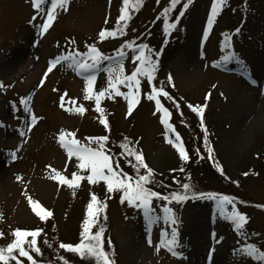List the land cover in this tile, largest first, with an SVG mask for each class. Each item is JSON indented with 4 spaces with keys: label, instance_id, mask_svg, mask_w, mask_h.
<instances>
[{
    "label": "rangeland",
    "instance_id": "1",
    "mask_svg": "<svg viewBox=\"0 0 264 264\" xmlns=\"http://www.w3.org/2000/svg\"><path fill=\"white\" fill-rule=\"evenodd\" d=\"M111 3L110 0H70L68 10H59L53 26L41 34L38 25L44 15H37V19L32 20L36 10L29 0H0V84L5 85L0 88V232L3 233L0 247L14 239L12 233L15 229H43L47 222L51 233L41 232L37 237L41 253L32 252L34 259L39 264H64L61 259L64 257L69 264H76V261L87 264L89 260H82L73 253L67 255L68 252L60 249L59 244L75 243V234L82 230V224L78 228L79 217L83 214L86 218L90 194L95 193L101 202L111 204V219L105 223L111 227L117 243V247L108 250L114 264H260L252 263V257L241 249L252 243L264 251V212L261 208L264 203V173L253 174V166L247 170L254 165L250 164L254 153L264 152V0L246 12L242 2V9L233 17L236 19L234 25L240 16L242 18L238 38H232L236 48L239 41L243 45L238 53L240 61V53L247 61L245 65L249 68L246 71L240 67L227 73L223 65L222 69L214 65L212 59L221 58L227 52L222 43L224 35L232 33L227 22V18L232 21V16L226 12L220 14L205 38L212 0H195L188 9L189 15L179 42L166 58L164 71L158 78L159 86L162 83L175 95L206 105V128L209 146L213 149L212 159H208L203 129L198 128L195 120H189L190 126L182 132L190 144L193 153L190 155L195 162L185 165L180 160L177 150L166 142L165 129L159 119L162 113L156 111L154 101L145 100L149 87L143 90L142 97L140 94L139 103L130 115L127 113V101L122 96L111 99L106 95L109 99L103 103L105 117L115 122V135L141 145L137 150L142 152L145 162L154 170L156 179L161 172L174 175L168 170L170 167L175 166L178 169L176 173L183 167L184 172H179L186 175L184 182L194 180L206 190L226 188L223 191H232L234 196L250 198L244 206L240 204L241 212L248 216L246 225L252 226L249 231L245 225L242 231L247 233L246 236L219 215L214 201L196 199L184 207L180 217L182 256H172L163 247L157 252L156 245L164 227L162 221L149 233L142 211L120 204V193L111 199L109 195L112 194L106 192L103 181L93 185L84 179L73 195L72 188L50 178L53 168L69 179L73 172L83 175L81 171H86L79 169L77 159H69L59 145L57 137L60 130L75 132L77 139L78 134L89 138L98 135L101 127L99 129L97 125H102L98 120L100 114L95 111V101L83 99L85 80L82 76L63 63L57 65L47 78H44V73L56 56L73 50L87 51V45L98 42L97 30L102 24L103 27L108 26L107 11L116 10L114 2ZM226 3L231 4V0ZM152 7L149 6L146 16ZM116 42L109 40L103 42L102 47L99 42L96 45L102 50ZM131 57L132 53L124 62L126 74L138 63ZM6 63L8 70H3ZM102 71L99 68L94 91L104 84L107 87V73ZM169 75L171 84L167 79ZM64 93H67L66 101H76L75 105L66 103V107L83 105L86 109L83 115L69 113L60 107V96ZM22 97H31L29 107L38 117L30 131L29 113L24 112L23 105L19 104ZM21 131L25 132L24 136L20 135ZM169 136L174 138L175 134L170 133ZM196 149L200 150L199 155H196ZM13 153L15 159L12 158ZM121 163L130 167L128 163ZM216 164L223 169L222 175L228 177H224V181L204 177L208 172L218 171ZM245 171H250V174L245 175ZM87 174L86 171L83 176ZM29 196L52 211L53 216L48 221H41L35 215L28 202ZM237 200L243 202L242 198L237 197ZM227 210L231 211L230 205ZM54 240L57 249L65 256L57 254L55 247L45 249ZM42 252L48 258H44ZM20 259L23 264H29L26 258Z\"/></svg>",
    "mask_w": 264,
    "mask_h": 264
},
{
    "label": "snow or ice",
    "instance_id": "2",
    "mask_svg": "<svg viewBox=\"0 0 264 264\" xmlns=\"http://www.w3.org/2000/svg\"><path fill=\"white\" fill-rule=\"evenodd\" d=\"M29 2L31 7L36 10V15L32 17V20H36L37 15H44V19L38 27L40 28V33L45 34L57 19L58 11L68 10L70 0H50V2L49 0H29ZM157 2L159 3V0H157ZM142 3L143 0H122V7L119 9L120 14L116 20V27L113 30L107 28L100 30L98 39L103 42L107 38H115L118 35H123L129 21L132 19L130 10L138 11ZM192 3L193 0H184L182 9H178L177 6L181 5V0H170L168 6L163 9L164 33L166 35L178 28V21ZM224 4L225 0H212L211 12L207 20V28L204 30L205 38L208 37L209 29L212 28L214 20ZM173 10H177L179 15L175 17L174 21H170L168 14ZM240 31V28L235 29L236 33ZM71 43L75 44V41ZM86 47L87 51L81 52L79 50H73L68 51L66 54L62 53L56 56L50 61L49 67L44 73V78H47L48 74L51 73L57 65H61L62 63L73 70L77 75L82 76L85 80L83 99L85 101H95V111L100 114L99 123L102 124L105 129H109V122L105 117L104 108L101 107L102 98L106 95L110 98L113 96L124 97L127 101V113L130 115L134 106L137 105L140 100L141 78H146L147 83L150 85V92L147 94V99L154 101L156 111L162 113L159 119L165 129L164 136L166 137V142L177 150L181 161L188 162L190 156L185 148L184 142L179 133L176 132L173 124L169 122L172 113L168 107L162 104L159 97L163 96L167 100H172L177 109H179L180 105L176 102L175 98L165 90L162 83L159 87L153 84V81L156 79L155 73L158 66V59L154 60L153 56L158 58L160 53L153 52L146 43H135L134 41H125L121 47L116 50L114 56L105 55L96 44H89ZM222 47L225 49L232 48V37L230 35H224ZM124 49L130 50L132 52V60L138 62L130 74L125 73L124 59L128 53ZM109 60L114 61V63L104 68V71L107 73V87L99 91H94L97 72L102 66V62ZM232 60L241 63L245 71L247 70L239 57L232 51H228L227 54L221 56L220 60L215 63L217 65L227 64ZM167 79L171 84V75H169ZM43 83L44 80L42 79L41 84ZM121 85L126 87L128 91H121ZM3 87H5V85L0 84V88ZM66 95L67 93H64L60 96V107L69 113L75 112L83 115L86 111L83 105L66 107V103L72 105L76 104L75 100L66 101ZM30 99L31 97H22L19 100V104L23 105L24 112L29 113V131L32 126L36 124L38 119V117L31 112L29 107ZM206 99H208L207 96ZM188 107L199 117L200 127L204 131L203 139L205 147L207 148L208 159H212L213 149L209 146L207 128L204 124V109L206 105L193 106L189 104ZM170 133H175L174 138L169 136ZM20 135L24 136L25 132L21 131ZM57 139L59 145L66 151L68 158L71 159L75 157L78 161L77 167L81 170H86L88 174L83 176L73 172L71 179H69L61 174L60 171L53 168L51 169L52 175L50 178L57 181L60 185H67L72 188L73 195H75V189L80 186V182L84 179H86L89 184L93 185L103 181L106 185V192L108 194L120 193L121 203L126 202L127 205L142 211L149 233L153 226L163 221L165 227L160 231L159 243L156 245L157 252L163 247L169 251L172 256H182V253L177 251L179 241L176 225L179 221L171 205L173 203L183 205L190 199H207L214 201L219 215L223 219L230 221L234 225L235 230L240 232L242 236L247 235V233H244L242 230L248 218L237 209L236 198L232 196L198 191L194 189L192 184L187 182L181 183L178 180L176 183L180 185L179 191L173 190L164 194L161 191L154 190L151 185H158L163 188V181L156 179L154 170L145 162L142 152L138 151L127 137H125L124 141L119 145L121 149L119 155L124 156L128 165L134 171V175L123 170L119 162L115 161L114 157L109 154V150L106 148V143L109 140L107 135L86 138L88 143H84L76 138L75 132L62 129L58 133ZM93 144L96 146H92ZM195 153L199 155L200 150L196 149ZM12 158H16L15 153L12 154ZM215 166L220 170L221 174H223L221 166L219 164ZM171 171L175 172L177 170L173 169ZM179 171L184 172V168L181 167ZM247 174L248 173H245V175ZM18 179L20 178L18 177ZM173 180H176V178L173 177ZM90 197V202L87 204V215L82 222L83 230L80 234V241L76 244L61 242L59 248L78 255L82 260H89L91 264H114V261L110 258L109 252L105 247V229L102 226L98 227L101 212L106 208V202H101L95 193H91ZM27 198L32 211L41 221H46L53 216L52 211L45 208L38 200L33 199L31 196ZM154 202H162L159 204V209L154 206ZM229 205L231 206V211L227 210V206ZM159 213H162V215ZM94 227L97 228L96 231H93ZM41 232L42 229H15L12 233L14 239L6 246L0 247V264H11L13 261L15 264H23L20 258H26L29 264H39L31 253H41V248L37 246V237ZM2 236L3 233L0 232V237ZM29 237H31L30 240L28 239ZM45 243H47V240H45ZM148 243L150 245L152 244L150 236ZM241 251L257 261L264 262V251L258 249L255 244L249 243L245 245ZM211 256L212 251L209 252V260H211ZM61 259L64 260V264H69L64 257H61Z\"/></svg>",
    "mask_w": 264,
    "mask_h": 264
},
{
    "label": "trees",
    "instance_id": "3",
    "mask_svg": "<svg viewBox=\"0 0 264 264\" xmlns=\"http://www.w3.org/2000/svg\"><path fill=\"white\" fill-rule=\"evenodd\" d=\"M193 1H195V0H193ZM228 1L229 0H226V2H228ZM111 2H114L113 6H115L116 10H114V12H113V9H111L109 7L111 10H109L110 12L107 11V14H106V20H108L107 21L108 26L106 25V27H103L104 24H102L99 27V29L97 30L98 33L102 29L107 28L109 30H113L116 27V20H117L119 14H120L119 13V9L122 7V0H110V5L112 4ZM169 2H170V0H159V3L157 2V0H143V3L140 6L138 11H131L130 10V14L132 16V19L129 21L128 26H127V28L125 30V33L123 35H118L115 38H107L105 41L117 40V42L114 45L110 46V47H103V49H102V52L105 55L114 56L116 50L118 48H120L121 45L125 41H134L135 43H146V44H148L149 47L153 50V52H159L160 53L158 58L153 56L154 60L158 59L157 71L155 73L156 79L153 81V84L156 85L157 87H159L158 78L160 77V72L164 71V64H165L166 58L172 53L173 47L178 44V42H179L178 38L180 37V35L182 33L183 25L185 26L187 17L189 15L188 14L189 13L188 9L189 8L191 9V5H190L189 8L185 11L184 15L178 21V28L175 29V30H172L168 35H166L164 33L163 9L168 6ZM183 2H184V0H181V5L177 6L178 9H182ZM242 2L246 6V8H245V12H246L249 8H251V7L254 8V7L258 6L261 3V0H244V1L243 0H231V4H229V7L222 6L221 11L219 12V13H222V14L224 12H226L228 16H232L231 17L232 21H229V19L227 18V22L230 25L229 31L232 32L231 34L229 33L228 35L235 36L236 38H238L239 33H236L235 29L239 28V26H240L239 23L242 20V18L240 16V19H239L238 23L234 25L236 19L233 18V17L237 16L236 13H238L239 9H242L241 8ZM150 5H153V7H152L151 11L149 12V14L146 16V12H147V10H148ZM113 14H114V16H113L112 20L109 21V19L112 17ZM177 15H179V12L177 10H173L172 12H170L168 14V18H169L170 21H174L175 17ZM218 16H219V14L217 15V17ZM225 20H226V18H225ZM109 23L111 25H109ZM222 29H224V28H222ZM97 40H98L100 46L102 47V43L105 42V41L101 42L98 39V34H97ZM236 42H237V39H236ZM238 44L239 45H237V48H236L237 52L235 53V55L237 57H239L238 50L243 48V45H242V43L240 41L238 42ZM124 50L128 53V55L124 59V62H125L129 58V56H130V54L132 52L130 50H128V49H124ZM227 52H228V49H227ZM240 55H241V60L244 61L243 65L247 64L246 59L244 60L242 58V54L241 53H240ZM113 63H114V61H111V60L103 61L102 65L104 67H107L109 64H113ZM229 64H230L229 65L230 67L231 66L232 67L233 66H236V67H240L241 66V64L238 63L236 60H232L231 62H229ZM134 68L132 70H128L127 73L130 74L134 70ZM120 87H121V91L127 92L128 89L126 87H124L123 85H121ZM148 87H150V85L147 83L146 78H141V88H142L141 90H144L145 88H148ZM104 88H106V84L101 85L100 87H98L97 91L102 90ZM165 90L168 91L169 94L172 97H174L176 102H178L179 105H180L179 109H177L175 107V105H174L172 100H167L163 96L160 97V99L163 101L164 106L168 107L170 112L172 113L171 119L174 122L176 132L179 133V135L181 137H183L184 133L182 132V129L187 131L186 126H190L188 124L189 120L190 121H194L195 120V122H197V126L199 128V126H200L199 117L195 113H193L191 111V109L188 107V105L191 104L193 106H196V105H203V104L202 103L199 104V102H193L192 99H189L187 97H183V95H179V96L175 95L172 91H169L168 89H165ZM119 97L120 96H113V97H111V99H116V98L118 99ZM103 103H104V101L102 100L101 104L103 105ZM104 107L105 106L103 105V108ZM206 114H207V110L204 109V124H205V126H206ZM106 118H107V120L109 122V129H105L102 124H101L102 126L97 125V128L101 127V129L99 128L100 129L99 130V134L95 135L93 137H99V136H102V135H107L109 137V140L106 143V148L109 150V154L114 157L115 161L119 162V164H120L121 168H123V170L128 171L130 174L134 175L135 173L131 169V167H125L121 163V161L124 162V163H127V161H125L124 156L119 155V153L121 152V149H120L119 145H120V143H122L124 141V137L123 136H118L117 137L115 135V133H116V131H114L115 130L114 129L115 122H113L112 118H109V117H106ZM178 124H181V125H178ZM137 136H138V138L141 137V135H137ZM78 138H79V140L85 141V142L88 143V141L86 139L88 137L78 134ZM186 142H187L186 145L190 146L188 140ZM132 145L135 146L136 148H138V147L140 148L141 147V145H139L135 141H134V143H132ZM92 146L95 147L96 145L93 144ZM190 153H192V150H190ZM255 154H257V153H254V155L252 157V162H250V164L252 163L254 165H250L249 164L250 166L249 165H248L249 167L247 166L248 167L247 170H249V168H251V166H253V169H254L253 172H252L253 174L264 173V152L261 151V153H258L257 155H255ZM73 159H76V158L73 157ZM194 160L195 159L193 157H191V155H190L189 161L185 162L184 164L185 165L193 164L195 162ZM69 169H70V167H68V170ZM173 169L178 170L175 166L174 167H170L168 170L171 171ZM85 172L86 171H81V173H83V175H85ZM246 172L248 174H250V171H246ZM156 173H158V172H156ZM172 173H174V175H170V173L161 172V176L159 178H157V180L163 181V183H164V187L163 188L159 187L158 185H151V187H153L154 190L161 191L164 194H167V193H169V192H171L173 190L179 191L180 190V185L178 183H176V181L178 180L181 183H183L184 182L183 179L186 177V175H184V174L182 175V173H180L179 171H178V173L172 171ZM189 175H191V173H189ZM173 177H175L176 180H173ZM204 177H208V178L209 177H212V178L214 177V178H217L218 180L222 179V181H224V177L228 178L227 176H223L221 174L220 170L213 171L212 174H210V172H208V173L205 174ZM187 183L192 184L194 186L195 190L202 191V192H214V193H217V194H221V192H227V191H223V190H227L226 188L225 189H213V190L212 189H207L206 190L203 187H201V185L198 182H196L194 180L188 181ZM228 192L223 194V195H229V196H232V197L236 198V202L239 203V205L242 204L244 206L246 200H251L248 197L244 198V197H241V196H234L235 193L232 192V191L228 190ZM116 195H117L116 193H113L112 196L109 195V197H111V199H112ZM237 197L238 198H242L243 202L241 203L239 200H237ZM190 200L186 201L183 205H178V204H175V203H173L171 205L174 208L175 214L178 217V219H180V217L182 216L184 207L186 206V204ZM155 203H158V202H155ZM120 204H122L123 206L127 207V203L126 202L125 203H120ZM246 204L248 205L249 203H246ZM253 204L255 205L254 202H253ZM129 207H132V206H129ZM261 208L263 210L262 212H264V203L261 204ZM110 210H111V204H107L106 208L101 212L100 223L98 225V227L102 226L105 229L104 241H105V247H106L107 251L111 250L113 247H116V241L114 239V235L112 233L111 227H108L107 224L105 223V222H107L108 220L111 219ZM83 220H84V216L82 214L79 217L78 228L82 224ZM247 225H246L245 228H247L249 231H251L250 230V228H252L251 224L249 226L250 228ZM82 230L75 234V243L74 244H76V243H78L80 241V239H81L80 234H81ZM96 230H97V228L94 227L93 231H96ZM42 232L44 234H48V235L51 233V228L49 226V223L46 222V225H45V227H43ZM178 241H179V237H178ZM180 242L181 241H179V243ZM49 247H52V248L55 247L56 250H57L56 251L57 254L65 256L64 253H61L60 250L57 249V245H56V241L55 240L51 241V245L48 246V247H45V249L48 250ZM43 251H44V249H43ZM70 254L71 253L68 252L67 255H70ZM42 256L44 258H48V257H46L44 255L43 252H42ZM252 260L255 263L264 264V262H262V261H257V260H255L253 258H252ZM82 263L86 264L84 262H82ZM82 263H79V262L76 261V264H82ZM45 264H54V263L46 262ZM87 264H91V261H88Z\"/></svg>",
    "mask_w": 264,
    "mask_h": 264
},
{
    "label": "bare ground",
    "instance_id": "4",
    "mask_svg": "<svg viewBox=\"0 0 264 264\" xmlns=\"http://www.w3.org/2000/svg\"><path fill=\"white\" fill-rule=\"evenodd\" d=\"M19 51H20V50H19ZM19 51H18V52H19ZM18 52H17V53H18ZM7 63H8V62H7ZM7 63L3 66V70H4V69L8 70ZM9 63H10V62H9Z\"/></svg>",
    "mask_w": 264,
    "mask_h": 264
}]
</instances>
